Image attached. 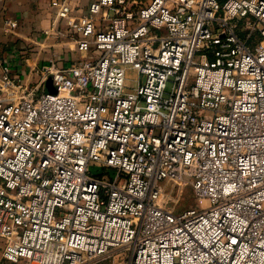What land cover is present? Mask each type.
<instances>
[{
  "label": "built area",
  "instance_id": "2783aa9c",
  "mask_svg": "<svg viewBox=\"0 0 264 264\" xmlns=\"http://www.w3.org/2000/svg\"><path fill=\"white\" fill-rule=\"evenodd\" d=\"M50 7L44 43L84 58L35 86L0 58L3 260L264 264V0ZM184 187L207 206L178 214Z\"/></svg>",
  "mask_w": 264,
  "mask_h": 264
},
{
  "label": "crops",
  "instance_id": "0c3cea01",
  "mask_svg": "<svg viewBox=\"0 0 264 264\" xmlns=\"http://www.w3.org/2000/svg\"><path fill=\"white\" fill-rule=\"evenodd\" d=\"M52 0H0V58L14 57V75H20L28 84L35 86L31 72L37 66L56 56L64 64L71 61L79 62L83 59L75 52L59 55L53 51V45L44 43L43 32L51 28L55 15L50 4ZM81 12H86L91 0H77ZM14 19L19 22V27L12 32H7L6 20ZM50 41L65 48L67 43L57 40ZM61 44V45H60ZM71 44V43H70ZM73 50V49H72ZM62 53V52H61ZM60 53V54H61ZM80 54V55H79ZM70 56V57H69ZM83 56V55H81ZM50 82L45 86L47 90ZM52 85V84H51ZM2 243V241L0 240ZM4 245H0V262Z\"/></svg>",
  "mask_w": 264,
  "mask_h": 264
},
{
  "label": "rangeland",
  "instance_id": "374dc122",
  "mask_svg": "<svg viewBox=\"0 0 264 264\" xmlns=\"http://www.w3.org/2000/svg\"><path fill=\"white\" fill-rule=\"evenodd\" d=\"M68 43V42H66ZM47 44L48 45H53L52 49L53 51H56L57 50V53L59 55H62V54H69L71 55L72 52H75V49H74V45L71 43H69L68 45L65 46V48L59 46L57 43H54L52 41H47ZM56 49V50H55ZM73 49V50H72ZM62 52V53H61ZM61 53V54H60ZM80 55V54H79ZM70 57V56H69ZM80 57H83L84 56H81ZM71 62H76V61H71ZM130 86L131 88H133L136 83L133 81V79L136 78V73L134 71H130ZM169 87L171 88V85H169ZM47 93H55V89L53 88V86L51 85V82L47 88ZM92 173L93 175L95 176H101L103 174H108V175H111L113 176V171H104V170H101V169H98V168H93L92 170ZM207 206V204L203 201H199L195 194H194V191L191 187H184L183 190H182V193H181V200H180V203L179 205L177 206V213H182L184 212L185 210H189L191 208H195V207H201V208H205ZM2 243L0 242V245ZM120 261H123L122 259H119ZM0 264H10L8 262H5V261H1ZM103 264H111V260H108V261H105ZM119 264V263H118Z\"/></svg>",
  "mask_w": 264,
  "mask_h": 264
}]
</instances>
